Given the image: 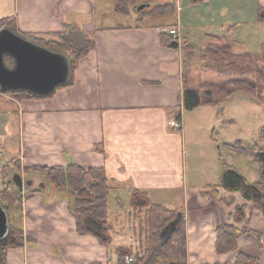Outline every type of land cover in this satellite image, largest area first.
<instances>
[{
  "label": "crops",
  "instance_id": "1",
  "mask_svg": "<svg viewBox=\"0 0 264 264\" xmlns=\"http://www.w3.org/2000/svg\"><path fill=\"white\" fill-rule=\"evenodd\" d=\"M109 2L0 0V19L7 18L20 32L45 38L62 32L76 45L88 40L93 45L77 59L68 82L52 93L8 96L14 104L7 116L15 122L13 130L9 123L6 130L14 133L15 142L7 137L3 143L0 136V150L16 147L8 160L19 161L22 169L68 163L101 166L112 184L108 205L113 197L118 206L113 213L109 206L113 238L105 246L94 235L77 232L69 193L56 191L37 173L16 172L23 179V188L16 186L21 202L8 209V227L21 228L25 241L7 250L6 263L119 264L116 248L136 246L134 228H126L120 214L130 217L126 203L130 206L132 189H139L186 220L187 264H234L239 253L264 264V246L258 244V238L264 239V214L240 192L218 185L223 168L214 149L196 152L188 147L183 91L191 75L182 50L183 43L194 47L188 39L196 29L204 38L201 58L213 34L225 33L233 40L232 49L241 43L237 39L263 42L264 21L258 20L257 7H264V0H148L144 8L175 2L176 13L143 18L136 10L118 13ZM181 5L193 8L195 16L185 20ZM165 26L178 29L177 47L163 42ZM249 100L258 102L251 95ZM213 106L201 104L191 114L216 117ZM248 162L237 170L256 181L257 164ZM2 185L3 178L0 189ZM243 204L246 219L236 222L235 208ZM13 207L18 216L10 219ZM219 223L249 229L237 238L236 250L216 251ZM167 236L164 227L161 238Z\"/></svg>",
  "mask_w": 264,
  "mask_h": 264
},
{
  "label": "trees",
  "instance_id": "2",
  "mask_svg": "<svg viewBox=\"0 0 264 264\" xmlns=\"http://www.w3.org/2000/svg\"><path fill=\"white\" fill-rule=\"evenodd\" d=\"M113 4V8L118 13H132V6L142 0H108ZM197 2L200 0H191ZM136 6V5H135ZM142 10L138 11L141 12ZM176 13V3L169 2L164 5L154 7L148 13L141 14L143 18L147 15H174ZM258 20L264 21V7H257ZM8 27L18 32L28 40L46 47L52 51L62 52L69 57L70 72L75 66L77 59L85 55L93 46L88 40L79 47L65 38L62 32L52 33L54 38L31 35L20 32L13 22L7 18L0 19V28ZM212 39H207L202 60H212L214 65L220 69L232 70L235 75L224 80L220 88L215 91L201 95L196 89L184 87L183 108L193 110L201 104L218 105L238 91H247L254 100L264 101V41L260 43L256 52L243 50L234 52L232 50L233 40L229 39L225 33L213 34ZM225 38V39H214ZM162 40L165 44L173 47L178 46L177 39L171 34L162 33ZM220 42V43H219ZM183 54L186 60L190 61L194 57V47L190 44H182ZM7 65H12V59L5 57ZM214 90V89H213ZM215 92V93H214ZM15 96H39L27 90L9 91ZM181 118L180 114L177 116ZM233 152L248 156L257 164L258 180L249 181L235 167L224 164V169L220 176L219 186L227 191H238L242 197L252 202L253 208H258L264 214V125L260 128L257 136L249 145L241 142L225 143ZM12 164L17 160H11ZM9 165V164H8ZM16 169L26 175L37 173L43 176L58 192L70 194V209L75 218L76 230L80 234H92L101 244L107 246L112 242V225L109 221L108 200L112 190L105 169L101 166H83L77 163L66 165L25 167ZM3 185L0 189V205L8 212L11 206L20 204V193L11 179H6L8 173L1 169ZM217 185H211V188ZM212 195L216 192L212 191ZM120 199H118V203ZM246 206L238 205L235 208L234 219L241 222L246 219ZM130 218L137 222L139 247L132 248L120 245L116 248L119 264H126V256H133L131 264H187V226L186 220L180 218L170 234L161 238V232L166 225L177 218L178 211L166 207L165 205L154 203L150 200L146 192L139 189H132L130 201ZM216 241L215 249L218 253L237 249V238L240 234L249 229L237 228L235 225L219 223L215 227ZM135 233V232H134ZM25 237L21 228L9 226L7 234L0 239V264L6 263L7 250L12 247H20L24 244ZM258 244L264 246V239L258 238ZM218 264V263H216ZM234 264H259L257 259L238 254Z\"/></svg>",
  "mask_w": 264,
  "mask_h": 264
},
{
  "label": "rangeland",
  "instance_id": "3",
  "mask_svg": "<svg viewBox=\"0 0 264 264\" xmlns=\"http://www.w3.org/2000/svg\"><path fill=\"white\" fill-rule=\"evenodd\" d=\"M111 4V2H109ZM148 0H142L137 2L132 6V11L136 10V7L140 4H147ZM179 4V3H178ZM136 5V6H135ZM184 9L182 12V16L185 20H188L189 17L195 16V10L193 8H188L185 5H181ZM146 7V6H145ZM154 6H148L147 8L142 9L141 12H138V16L141 14L148 13ZM178 12L180 14V8H178ZM192 32V31H191ZM55 37V36H52ZM66 39L67 36H65ZM174 38V37H173ZM177 39V38H175ZM190 42L194 45V57L189 61L190 67V75L191 78L189 80V87L192 89L198 90L201 94H208L209 91H215V89L223 87L219 86L221 83L228 78L235 75L232 70H223L220 69L217 65H214L212 60L203 61L200 53V48L203 47V34L201 31L197 29L192 32V37ZM241 43H236L232 49L234 51H241V49H250V51L256 52L259 50L260 40L259 39H237ZM85 43H80L79 47L83 46ZM196 49V53H195ZM217 80V81H216ZM214 89V90H213ZM215 93V92H214ZM8 96H15L12 93L0 92V136L3 137V143L6 142L7 137L15 142V137H13L14 133L11 132L8 135L7 123L11 125L13 130L15 119L11 117V115L7 116V109H12L13 106L11 101L8 100ZM18 97V96H17ZM250 94L247 91H239L234 96H230L225 99L223 102H220L216 107L217 115L216 117L210 116L209 112L202 115V117L193 116L192 110H186L188 113L186 116V124H185V133H186V141L188 147L191 150L198 151L200 149H205L207 152L210 148L214 149L216 153V157L220 160V165L224 169V164L232 165L233 167L241 168L244 170L247 165H249V160L254 161L248 156L239 155L233 151H231L226 145V143H235L241 142L243 145H249L252 143L253 139L257 136L261 126L264 124V103L251 102L249 100ZM18 98H23V95ZM212 107V106H211ZM15 108V107H14ZM13 110V109H12ZM229 119H233L229 121ZM198 138L195 140L194 138ZM197 143V144H195ZM0 181L2 180L1 169L5 170L8 173L12 172V174H7L6 179H11L14 173L19 172L16 167L20 166L19 161L15 162V164L8 160L11 158L12 153H17L16 147H10L9 145L0 150ZM231 152V154H230ZM230 154V155H229ZM239 155V156H238ZM232 157V158H230ZM241 162V163H240ZM255 162V161H254ZM256 163V162H255ZM9 164V165H8ZM243 168V169H242ZM21 172V171H20ZM258 172V171H257ZM251 181L250 179H248ZM110 211L113 213L118 206L114 202V198L110 199ZM129 201L126 203V209H128ZM8 214V212H7ZM10 219H12V215L18 216L17 207H13L9 212ZM121 223L125 224L127 228H134V237H135V249L139 247V238L135 227H137V222L134 221L129 216H123L120 214ZM9 224V223H8ZM170 224V223H169ZM168 224V225H169ZM166 225V226H168ZM130 226V227H129ZM165 226V227H166ZM133 257V256H132Z\"/></svg>",
  "mask_w": 264,
  "mask_h": 264
},
{
  "label": "water",
  "instance_id": "4",
  "mask_svg": "<svg viewBox=\"0 0 264 264\" xmlns=\"http://www.w3.org/2000/svg\"><path fill=\"white\" fill-rule=\"evenodd\" d=\"M146 5H138L136 11L142 10ZM6 56L12 59L11 66L5 62ZM69 78L70 65L67 54L38 45L8 27L0 28L1 93L27 90L44 96L52 93L58 86L66 84ZM11 180L19 190L23 188V179L20 174L14 173ZM179 219L177 217L165 227L168 235ZM7 232V212L0 205V239Z\"/></svg>",
  "mask_w": 264,
  "mask_h": 264
},
{
  "label": "built area",
  "instance_id": "5",
  "mask_svg": "<svg viewBox=\"0 0 264 264\" xmlns=\"http://www.w3.org/2000/svg\"><path fill=\"white\" fill-rule=\"evenodd\" d=\"M162 31L171 34L174 38H178V29L176 27H172V26H165L162 28ZM176 126L180 125V121H176L175 122ZM125 262L126 264H131L133 263V257L132 256H126L125 258Z\"/></svg>",
  "mask_w": 264,
  "mask_h": 264
}]
</instances>
